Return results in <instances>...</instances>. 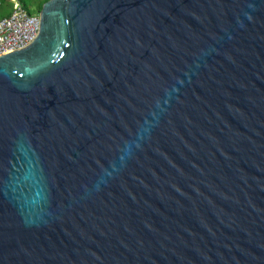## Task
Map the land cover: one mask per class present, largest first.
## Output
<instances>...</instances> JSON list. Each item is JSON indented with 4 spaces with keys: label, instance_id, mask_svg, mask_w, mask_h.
Here are the masks:
<instances>
[{
    "label": "water",
    "instance_id": "95a60500",
    "mask_svg": "<svg viewBox=\"0 0 264 264\" xmlns=\"http://www.w3.org/2000/svg\"><path fill=\"white\" fill-rule=\"evenodd\" d=\"M0 54V264H264V0H46Z\"/></svg>",
    "mask_w": 264,
    "mask_h": 264
},
{
    "label": "built area",
    "instance_id": "2783aa9c",
    "mask_svg": "<svg viewBox=\"0 0 264 264\" xmlns=\"http://www.w3.org/2000/svg\"><path fill=\"white\" fill-rule=\"evenodd\" d=\"M9 13L0 18V54L24 47L36 34L38 13L28 14L17 0H8Z\"/></svg>",
    "mask_w": 264,
    "mask_h": 264
},
{
    "label": "trees",
    "instance_id": "16d2710c",
    "mask_svg": "<svg viewBox=\"0 0 264 264\" xmlns=\"http://www.w3.org/2000/svg\"><path fill=\"white\" fill-rule=\"evenodd\" d=\"M21 7L28 13V14H33L37 13L40 9L41 4L46 1V0H17ZM9 5L10 2L8 0H0V12L6 9L9 13ZM5 14V15H7ZM3 15V16H5ZM1 16V17H3ZM0 17V18H1Z\"/></svg>",
    "mask_w": 264,
    "mask_h": 264
},
{
    "label": "rangeland",
    "instance_id": "374dc122",
    "mask_svg": "<svg viewBox=\"0 0 264 264\" xmlns=\"http://www.w3.org/2000/svg\"><path fill=\"white\" fill-rule=\"evenodd\" d=\"M8 8H9V7H8ZM7 12H8V11H7L6 9H4L3 11H1V12H0V17L3 16V15H5V14H7ZM35 13H36V12H35Z\"/></svg>",
    "mask_w": 264,
    "mask_h": 264
}]
</instances>
